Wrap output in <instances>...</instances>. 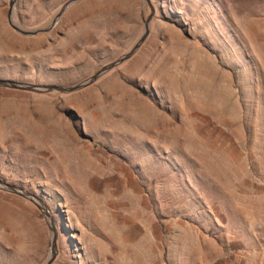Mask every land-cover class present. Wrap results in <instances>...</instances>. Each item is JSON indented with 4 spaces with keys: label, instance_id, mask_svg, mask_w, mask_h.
Segmentation results:
<instances>
[{
    "label": "rangeland",
    "instance_id": "1",
    "mask_svg": "<svg viewBox=\"0 0 264 264\" xmlns=\"http://www.w3.org/2000/svg\"><path fill=\"white\" fill-rule=\"evenodd\" d=\"M9 1L0 78L33 83L93 74L149 13L143 0H83L27 37L9 24ZM65 1L18 0V19L41 26ZM152 2L145 43L93 84L0 87V179L50 207L53 264H264V0ZM50 243L39 208L0 189V264H42Z\"/></svg>",
    "mask_w": 264,
    "mask_h": 264
},
{
    "label": "water",
    "instance_id": "2",
    "mask_svg": "<svg viewBox=\"0 0 264 264\" xmlns=\"http://www.w3.org/2000/svg\"><path fill=\"white\" fill-rule=\"evenodd\" d=\"M83 0H66L61 4V6L57 9L54 16L47 21L45 24L38 27H25L21 24L17 15V5L18 0H10L9 1V10H8V21L11 27L19 34L27 37L37 36L43 33H47L52 31L57 24L60 22L65 13L75 4L81 2ZM146 5L149 6V13H143V28L134 42V44L123 54L119 55L114 60L104 64L99 69H97L93 74L88 77L77 81L72 84L62 85V84H45V83H33L20 81L10 78H0V87H7L17 90L31 91L36 93H71L83 89L94 82H96L99 78L105 75L107 72L126 62L130 58H132L145 43L151 31V22L155 15L156 8L152 2V0H143V10L145 11ZM0 189L5 190L19 196H22L32 203H34L47 222L49 231H50V252L47 259L42 264H53L57 258L59 253L58 239H59V231L54 215L47 205L45 200L36 194L24 187L13 184L6 180L0 179Z\"/></svg>",
    "mask_w": 264,
    "mask_h": 264
},
{
    "label": "bare ground",
    "instance_id": "3",
    "mask_svg": "<svg viewBox=\"0 0 264 264\" xmlns=\"http://www.w3.org/2000/svg\"><path fill=\"white\" fill-rule=\"evenodd\" d=\"M159 55V54H158ZM206 56V55H205ZM196 58V57H195ZM201 58V57H200ZM206 58V57H205ZM204 59V58H203ZM188 60V59H187ZM199 60V59H198ZM170 62V61H169ZM194 62V61H193ZM143 64V63H142ZM186 64V63H185ZM212 64V63H211ZM143 65H145V64H143ZM164 65H166V63L164 64ZM205 65V64H204ZM216 65V64H215ZM187 66V65H186ZM202 66V65H201ZM207 66V65H206ZM146 67V66H145ZM144 67V68H145ZM179 67V66H178ZM196 67V66H195ZM143 67H141V69H142ZM160 68H162V67H160ZM203 68V70L204 71H206V69H207V67H206V69L204 68V66L202 67ZM153 69V68H152ZM163 69H165V68H163ZM211 69V68H210ZM154 70V69H153ZM159 70H161V69H159ZM159 70H157V71H159ZM172 70V69H171ZM155 71V70H154ZM163 71V70H162ZM208 71V70H207ZM156 72V71H155ZM164 72V71H163ZM215 72V71H214ZM174 73V72H173ZM164 74V73H163ZM215 74H216V72H215ZM165 75V74H164ZM163 75V76H164ZM167 75V74H166ZM217 79V78H216ZM173 80V79H172ZM175 80V79H174ZM204 80V79H203ZM206 80H207V78H206ZM210 80V79H209ZM207 82H210V81H207ZM219 82H220V80H219ZM218 84V83H217ZM221 84V83H220ZM202 85L205 87V89L206 88H208V86H209V83H205L204 81H203V83H202ZM228 85V84H227ZM201 86V85H200ZM223 86V85H222ZM210 87V86H209ZM217 88V87H216ZM227 90V89H226ZM225 90V92H227L228 93V91H226ZM230 93H232V92H230ZM230 93H229V95H230ZM221 95V93L219 92V91H217V90H211V92L209 91V98L211 99V98H218L219 96ZM224 95V94H223ZM233 95V94H232ZM235 95H237V94H235ZM226 98H229V97H226ZM234 98H235V96H234ZM233 98V99H234ZM225 99V98H224ZM235 100V99H234ZM234 103V102H233ZM149 108V107H148ZM145 110V109H144ZM150 110V109H149ZM148 110V111H149ZM140 111H143V109L142 110H140ZM147 112V111H146ZM153 113H154V111H153ZM149 114H150V111H149ZM155 114V113H154ZM144 115H146V114H144ZM143 115V116H144ZM151 115V114H150ZM152 116V115H151ZM150 116V117H151ZM145 117V116H144ZM144 119V118H143ZM146 119V118H145ZM144 119V120H145ZM147 121V120H146ZM152 121V120H151ZM150 121V122H151ZM149 122V121H148ZM147 122V123H148ZM153 122V121H152ZM151 122V123H152ZM145 123V122H144ZM148 124H150V123H148ZM146 125V124H145ZM171 137V136H170ZM154 140V139H153Z\"/></svg>",
    "mask_w": 264,
    "mask_h": 264
},
{
    "label": "flooded vegetation",
    "instance_id": "4",
    "mask_svg": "<svg viewBox=\"0 0 264 264\" xmlns=\"http://www.w3.org/2000/svg\"><path fill=\"white\" fill-rule=\"evenodd\" d=\"M4 180V179H3Z\"/></svg>",
    "mask_w": 264,
    "mask_h": 264
}]
</instances>
